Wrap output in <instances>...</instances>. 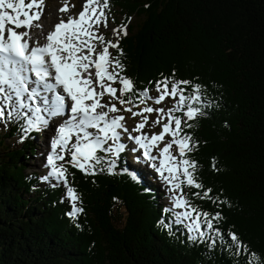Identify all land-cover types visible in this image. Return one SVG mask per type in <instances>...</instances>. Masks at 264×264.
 I'll return each mask as SVG.
<instances>
[{
    "label": "trees",
    "instance_id": "16d2710c",
    "mask_svg": "<svg viewBox=\"0 0 264 264\" xmlns=\"http://www.w3.org/2000/svg\"><path fill=\"white\" fill-rule=\"evenodd\" d=\"M110 5L109 18L128 26L120 40L122 63L137 88L175 71L177 79L196 78L207 97L219 101L218 109L187 131L200 142L192 154L199 179L214 193L222 191L231 206L193 203L221 211L220 226L264 260V0ZM194 33L199 44L185 40ZM0 130V264H236L219 246L209 252L189 243L182 227L172 224V234L162 228L161 222L172 219L157 200L164 193L144 172L131 179L125 155L116 175L86 178L69 167L84 209L77 228L65 215L69 202L61 203L64 188L39 183V172L25 171L27 158L37 152L31 136L38 132L20 143L16 125ZM213 158L218 172L212 171ZM192 191L186 189L190 199Z\"/></svg>",
    "mask_w": 264,
    "mask_h": 264
},
{
    "label": "snow or ice",
    "instance_id": "6c2138e0",
    "mask_svg": "<svg viewBox=\"0 0 264 264\" xmlns=\"http://www.w3.org/2000/svg\"><path fill=\"white\" fill-rule=\"evenodd\" d=\"M74 7L60 0L57 22L45 34L40 23L45 0H0V126L16 125L23 143L60 118L42 153L46 171L38 182L64 188L61 203L70 204L65 215L79 228L76 221L84 209L69 181L74 176L69 167L86 178L116 175L121 154L127 152L161 182L168 201L163 212L172 218L161 227L169 234L175 224L193 245L202 244L209 252L219 246L236 264L241 257L243 264H264L237 233L220 226L221 211L193 203L231 206L222 191L214 193L199 179L192 154L200 142L187 131L218 109L219 101L208 98L196 78L177 79L175 71L137 88L122 63L120 40L128 35L127 23L112 27L109 39L101 31H109L110 0H82L77 13ZM111 20L115 24V17ZM130 120L135 121L131 127ZM211 168L219 171L215 158ZM185 189H194L192 199Z\"/></svg>",
    "mask_w": 264,
    "mask_h": 264
},
{
    "label": "rangeland",
    "instance_id": "374dc122",
    "mask_svg": "<svg viewBox=\"0 0 264 264\" xmlns=\"http://www.w3.org/2000/svg\"><path fill=\"white\" fill-rule=\"evenodd\" d=\"M81 2H82V0H69L70 4H74L75 5V7L71 9L72 13H77L81 9ZM59 6H60V0H45L44 14L41 17L40 23L44 24V20H45V22H48L49 23V30H50L51 26L55 22H57L56 9ZM115 25H118V23L115 22V24H113L111 18H109V31L104 32L103 29H101L102 33L105 36V39H109L111 37L110 29L112 27H114ZM185 40L189 44H199V42L202 41V39L199 36L197 37L196 33H194V34H192L190 36H186ZM187 42L185 43L186 45H188ZM185 48L188 49L187 47H185ZM110 51H112V53L114 55V50L110 49ZM152 94L154 95L155 93H152ZM59 119L60 118H57L56 120H52L51 123H50L51 127L49 125V127H48V129L46 131H38L37 135L31 136V139L35 142V145L37 147L36 148L37 152H36V154L34 156L30 155V157L27 158V161L25 162L26 163V166H25V171L26 172L37 171V172H39L42 175L46 171L45 169H43L41 167V165H42V163L44 162V159H45L44 156L42 155V153H44L43 150L47 146L48 136L51 134L50 132H48L49 128L52 130V128L56 125V123L58 122ZM134 123H135V121H131V120L128 121L129 127H131ZM153 131H156V129H153ZM0 136H2L1 135V130H0ZM7 141L16 144V141L14 140V138L13 139H9L8 138ZM17 144H19V143L17 142ZM29 152L31 154V149L30 148H29ZM122 160H124V158H122ZM126 162H127V164L125 166L127 167V170L133 172L136 175H137V173H136L137 168H141V169L150 171L153 174V176L156 178V182H157L156 184H157V187H158L159 191L165 192L161 182L159 181L158 177L154 174V172H153V170L151 168L145 166L142 162L137 163L133 159L131 161V159L129 157H128V159H126ZM185 191H186V189H185ZM163 196H165V197L164 198L158 197L157 200H158L159 204H162V205L164 204L167 207L168 206V201H167L166 193Z\"/></svg>",
    "mask_w": 264,
    "mask_h": 264
},
{
    "label": "bare ground",
    "instance_id": "6f19581e",
    "mask_svg": "<svg viewBox=\"0 0 264 264\" xmlns=\"http://www.w3.org/2000/svg\"><path fill=\"white\" fill-rule=\"evenodd\" d=\"M113 11V10H112ZM43 26H44V33L46 34L47 33V31H49V23L48 22H45V20H44V24H43ZM131 28V27H130ZM41 42H43V40H41ZM173 71V70H172ZM180 77V76H179ZM56 120V119H55ZM50 127H51V125H50ZM51 129L49 128V131L48 132H50L51 133ZM38 132V131H37ZM44 152L46 151V148L43 150ZM127 153V152H126ZM125 157V156H124ZM129 157V156H128ZM125 166V165H124ZM142 169L141 168H139L137 171H136V173L138 174V173H140V171H141ZM35 175V174H34ZM56 192V191H55Z\"/></svg>",
    "mask_w": 264,
    "mask_h": 264
}]
</instances>
